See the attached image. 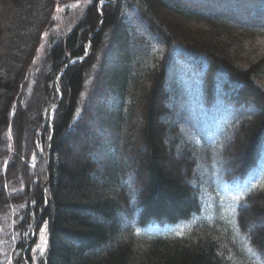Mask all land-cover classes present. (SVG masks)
<instances>
[{
	"label": "trees",
	"instance_id": "obj_1",
	"mask_svg": "<svg viewBox=\"0 0 264 264\" xmlns=\"http://www.w3.org/2000/svg\"><path fill=\"white\" fill-rule=\"evenodd\" d=\"M70 1L0 0V264H264V0Z\"/></svg>",
	"mask_w": 264,
	"mask_h": 264
},
{
	"label": "rangeland",
	"instance_id": "obj_2",
	"mask_svg": "<svg viewBox=\"0 0 264 264\" xmlns=\"http://www.w3.org/2000/svg\"><path fill=\"white\" fill-rule=\"evenodd\" d=\"M88 3L89 0H72L66 4L58 5L56 7L54 13L55 25L50 31H48L43 35L41 43L38 48L37 57L38 56L40 57L43 54L46 46L49 44L51 36H53L55 40L72 28V26L76 23V21H78V19L82 16L85 7L87 6ZM251 178L252 176H248L245 179H243L241 182L244 184V186H247L251 184V182L253 181V179ZM224 193L225 194L222 197L223 200H225L226 208H228V204L233 199V197L229 196L226 190L224 191ZM43 241H45L44 231L43 232L40 231L38 234V243L35 246V249L37 251H39L38 249L40 247H44Z\"/></svg>",
	"mask_w": 264,
	"mask_h": 264
},
{
	"label": "water",
	"instance_id": "obj_3",
	"mask_svg": "<svg viewBox=\"0 0 264 264\" xmlns=\"http://www.w3.org/2000/svg\"><path fill=\"white\" fill-rule=\"evenodd\" d=\"M56 86H57V89L59 90V92H60V89H59V83H58V79L56 80ZM56 105V104H55ZM54 105V106H55ZM51 113H52V111H51ZM52 129H53V127H52ZM36 225H37V220L34 222V224H33V231H32V237H31V239L29 240V243H31V241H32V239L35 237V235H36Z\"/></svg>",
	"mask_w": 264,
	"mask_h": 264
},
{
	"label": "snow or ice",
	"instance_id": "obj_4",
	"mask_svg": "<svg viewBox=\"0 0 264 264\" xmlns=\"http://www.w3.org/2000/svg\"><path fill=\"white\" fill-rule=\"evenodd\" d=\"M100 3H101V4H103V0H100ZM44 230H45V229H44V228H42V229H41V232H43ZM43 243H44V244H45V246H46V244H47V241L45 240V241H43ZM38 250H39L40 254H41V255H43V253H44V251H45V248H43V247H40ZM34 251H36V250L34 249Z\"/></svg>",
	"mask_w": 264,
	"mask_h": 264
}]
</instances>
